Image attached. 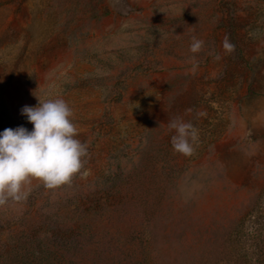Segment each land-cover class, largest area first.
<instances>
[{
  "label": "rangeland",
  "instance_id": "1",
  "mask_svg": "<svg viewBox=\"0 0 264 264\" xmlns=\"http://www.w3.org/2000/svg\"><path fill=\"white\" fill-rule=\"evenodd\" d=\"M39 97L69 104L87 155L70 183L32 178L26 200L0 205L1 241L44 222L77 229L75 247L118 249L110 264L254 260L264 0H0V131L31 130L21 109ZM173 120L197 130L191 155L174 150Z\"/></svg>",
  "mask_w": 264,
  "mask_h": 264
},
{
  "label": "clouds",
  "instance_id": "2",
  "mask_svg": "<svg viewBox=\"0 0 264 264\" xmlns=\"http://www.w3.org/2000/svg\"><path fill=\"white\" fill-rule=\"evenodd\" d=\"M202 46L203 41L194 38L191 51L196 53ZM223 47L231 52L235 46L226 37ZM21 114L33 125L31 130L20 125L0 131V205L26 200V186L32 178L49 189L70 183L87 155V145L76 138L73 111L62 98L39 97L38 105H25ZM169 127L175 130L171 139L174 150L191 155L197 130L182 120L171 121Z\"/></svg>",
  "mask_w": 264,
  "mask_h": 264
},
{
  "label": "trees",
  "instance_id": "3",
  "mask_svg": "<svg viewBox=\"0 0 264 264\" xmlns=\"http://www.w3.org/2000/svg\"><path fill=\"white\" fill-rule=\"evenodd\" d=\"M263 210H260V216H256L254 225L257 230L260 225L264 226V205H261ZM259 208V207H258ZM103 219V218H102ZM242 221V220H241ZM97 223V222H96ZM95 228V227H93ZM3 233H6L4 229ZM91 234V233H88ZM81 233L77 229H60L58 232H49L44 229V222L40 223L35 229H28L21 233L13 234L14 237H22L23 242L19 244L6 243L0 239V264H88L92 259L94 264H110L109 252L118 250L112 247L98 248V247H86L84 245L73 246L72 243L66 241V239L72 236H80ZM95 234H93L94 236ZM2 234L0 235L1 238ZM12 237V233L10 235ZM43 236V237H42ZM253 237L257 238V252L256 256L248 257L247 253L244 255H238L233 257L234 264H264V238L259 235L253 234ZM20 240V239H19ZM12 241V240H11ZM65 242V244H64ZM93 253L99 255H107L101 261H96L93 258H86L87 255ZM129 255L133 257L135 261L136 256L129 252ZM128 253H119L114 255V259L117 256L121 257V260L113 259L111 264H124L126 258L129 257ZM245 256V257H244Z\"/></svg>",
  "mask_w": 264,
  "mask_h": 264
}]
</instances>
